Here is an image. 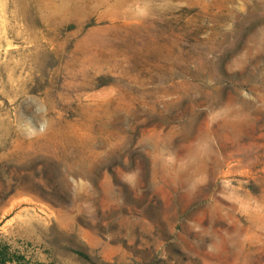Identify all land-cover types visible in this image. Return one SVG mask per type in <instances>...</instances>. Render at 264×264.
<instances>
[{
	"label": "rangeland",
	"instance_id": "374dc122",
	"mask_svg": "<svg viewBox=\"0 0 264 264\" xmlns=\"http://www.w3.org/2000/svg\"><path fill=\"white\" fill-rule=\"evenodd\" d=\"M0 249L264 264V0H0Z\"/></svg>",
	"mask_w": 264,
	"mask_h": 264
},
{
	"label": "trees",
	"instance_id": "16d2710c",
	"mask_svg": "<svg viewBox=\"0 0 264 264\" xmlns=\"http://www.w3.org/2000/svg\"><path fill=\"white\" fill-rule=\"evenodd\" d=\"M8 257L6 256V252L2 249H0V264H6L8 261Z\"/></svg>",
	"mask_w": 264,
	"mask_h": 264
},
{
	"label": "bare ground",
	"instance_id": "6f19581e",
	"mask_svg": "<svg viewBox=\"0 0 264 264\" xmlns=\"http://www.w3.org/2000/svg\"><path fill=\"white\" fill-rule=\"evenodd\" d=\"M117 6V5H116Z\"/></svg>",
	"mask_w": 264,
	"mask_h": 264
}]
</instances>
